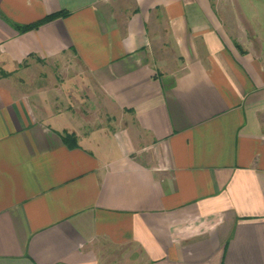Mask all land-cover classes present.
<instances>
[{"label":"crops","instance_id":"obj_1","mask_svg":"<svg viewBox=\"0 0 264 264\" xmlns=\"http://www.w3.org/2000/svg\"><path fill=\"white\" fill-rule=\"evenodd\" d=\"M0 264H264V0H0Z\"/></svg>","mask_w":264,"mask_h":264},{"label":"rangeland","instance_id":"obj_2","mask_svg":"<svg viewBox=\"0 0 264 264\" xmlns=\"http://www.w3.org/2000/svg\"><path fill=\"white\" fill-rule=\"evenodd\" d=\"M37 73H39L40 70H36ZM2 74H9L7 73L6 71H2ZM42 84L44 82H41ZM56 83V82H55ZM56 84L59 85V82H57ZM44 85V84H43ZM53 85H54V82H53ZM51 84V86H53ZM57 86V85H56ZM82 92L89 95L87 96V98H84L83 99V102H82V108H83V111L87 109V116L85 118V120H87V122H89L91 125H98V124H102L103 123V120L104 118L100 116L101 114V110H98V106H97V102L93 101V100H99V103L100 104V96H98L100 93L98 92V90H96V88H93L92 90L91 89H86L85 87H82ZM92 96V97H91ZM94 98V99H93ZM88 104V105H87ZM92 111V113H91ZM76 122H79L78 119L75 120Z\"/></svg>","mask_w":264,"mask_h":264},{"label":"trees","instance_id":"obj_3","mask_svg":"<svg viewBox=\"0 0 264 264\" xmlns=\"http://www.w3.org/2000/svg\"><path fill=\"white\" fill-rule=\"evenodd\" d=\"M52 17H48L47 19H50ZM65 137L69 145H73L74 142L76 143V138L74 137V135L66 134Z\"/></svg>","mask_w":264,"mask_h":264}]
</instances>
